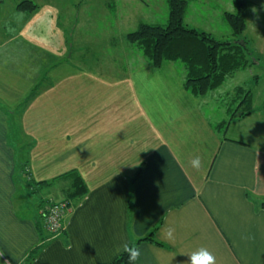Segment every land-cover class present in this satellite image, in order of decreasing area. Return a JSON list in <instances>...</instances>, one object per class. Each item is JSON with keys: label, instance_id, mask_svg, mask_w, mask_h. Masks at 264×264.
Instances as JSON below:
<instances>
[{"label": "crops", "instance_id": "0c3cea01", "mask_svg": "<svg viewBox=\"0 0 264 264\" xmlns=\"http://www.w3.org/2000/svg\"><path fill=\"white\" fill-rule=\"evenodd\" d=\"M31 1L36 11L16 8L22 21L0 24V264H28L43 239L31 264H111L154 230L164 247L142 243L135 264H190L200 248L215 264H264V148L228 138L232 117L213 123L211 94L187 91L179 64L155 68L135 48L103 71L68 59L62 36L78 25V3ZM76 173L88 194L52 236L40 202L65 197ZM30 180L53 186L31 194ZM26 192L40 196L36 215L17 197Z\"/></svg>", "mask_w": 264, "mask_h": 264}, {"label": "rangeland", "instance_id": "374dc122", "mask_svg": "<svg viewBox=\"0 0 264 264\" xmlns=\"http://www.w3.org/2000/svg\"><path fill=\"white\" fill-rule=\"evenodd\" d=\"M20 1L22 0H5L2 12H0V24L2 22L6 24L12 17L13 22L22 21L19 16L21 14L16 12L17 10L15 11ZM187 1L189 9L185 24L188 28L211 34L220 41L235 40L224 17L225 12L230 11L229 0ZM76 2L79 5L78 25L69 31L67 36H62L67 43H69V37L72 39L73 51H69L68 59L88 67L91 65L101 71L109 62L115 65L126 63L125 57L130 54L131 49L135 48L126 41L128 33L136 31L141 23L166 25L169 18L167 0H76ZM262 7L263 0H249L247 20L252 24L251 26L249 24L242 38L251 50L254 64L248 69L236 73L226 81L221 89L212 93L210 101L204 104V109L210 115L213 123H218L220 119L224 118L230 120L231 116L226 117V110L237 107L234 102L232 105L236 89L243 86L251 90L255 97L253 115L248 118L232 119L230 131L226 136L264 148V58L262 56L264 53V14L261 13ZM34 14L39 13L35 12ZM253 20L260 21V24ZM134 63L135 61L132 59L129 60L130 65L133 66ZM116 67L111 66L110 73H121V69ZM255 77H260V79L256 81ZM30 94L31 92L29 96ZM22 105L24 107L23 102ZM43 195L47 196L49 192L46 191ZM17 197H20L25 204H31V208L26 212L36 215V206L40 196L31 197L26 192V194L23 193ZM61 198L64 196H60V194L46 197L48 203L51 202L50 205L60 202L56 200Z\"/></svg>", "mask_w": 264, "mask_h": 264}, {"label": "trees", "instance_id": "16d2710c", "mask_svg": "<svg viewBox=\"0 0 264 264\" xmlns=\"http://www.w3.org/2000/svg\"><path fill=\"white\" fill-rule=\"evenodd\" d=\"M235 10L224 14L225 21L232 31L234 41H220L206 32L188 28L185 24L189 2L187 0H167L169 18L166 25L141 23L137 30L126 35L128 44L135 47L141 53L149 65L160 68L165 63L179 64L185 74L184 86L193 96L202 98L221 89L226 81L239 71H243L254 64L252 53L243 35L247 30L248 0H232ZM18 10L33 13L38 6L31 0H22L18 4ZM260 77H255V80ZM38 88L32 90L26 98L24 108L29 105L37 95ZM236 108H230V116L234 118H247L253 115L255 97L251 90L240 86L236 89L233 99ZM23 107V106H22ZM226 125L229 122H225ZM19 150V154H20ZM19 159V157H18ZM27 164H21L22 173L27 178ZM144 165L141 166L135 178L136 183L143 175ZM74 173V172H72ZM65 177V176H64ZM31 194H35L40 187H52V183H34L25 181ZM88 194V187L79 174H75L70 187L65 188V199L60 204L66 205L64 218L73 210ZM51 202L42 200L40 206L45 210ZM132 204V200H131ZM131 213L134 205H130ZM42 212V211H41ZM42 217V215H41ZM64 218L60 235L65 234ZM155 231L138 240L130 247L140 248L142 243H151L164 247L154 237ZM50 233V232H49ZM52 236L56 234L50 233ZM45 246V239L29 254L27 263L31 264L41 253ZM137 261V260H136ZM133 262V264L136 263ZM111 264H129L128 254L123 252Z\"/></svg>", "mask_w": 264, "mask_h": 264}, {"label": "clouds", "instance_id": "9594fccd", "mask_svg": "<svg viewBox=\"0 0 264 264\" xmlns=\"http://www.w3.org/2000/svg\"><path fill=\"white\" fill-rule=\"evenodd\" d=\"M193 167L198 168L200 166L199 158L192 161ZM174 229H168L167 237L172 239V233ZM123 252L128 254L129 264H133L134 261L140 257V250L136 247H130L129 244L123 245ZM190 264H215V257L206 249L200 248L189 255Z\"/></svg>", "mask_w": 264, "mask_h": 264}, {"label": "built area", "instance_id": "2783aa9c", "mask_svg": "<svg viewBox=\"0 0 264 264\" xmlns=\"http://www.w3.org/2000/svg\"><path fill=\"white\" fill-rule=\"evenodd\" d=\"M1 5L2 0H0V7ZM65 211L66 205L60 204V202L51 204L45 210H42V220L48 232L52 234H58L60 232Z\"/></svg>", "mask_w": 264, "mask_h": 264}]
</instances>
